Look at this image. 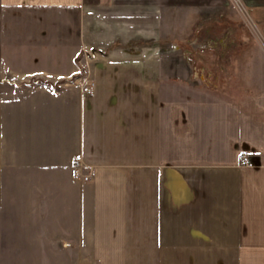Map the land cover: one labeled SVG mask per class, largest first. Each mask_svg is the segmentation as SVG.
<instances>
[{
  "label": "crops",
  "instance_id": "crops-1",
  "mask_svg": "<svg viewBox=\"0 0 264 264\" xmlns=\"http://www.w3.org/2000/svg\"><path fill=\"white\" fill-rule=\"evenodd\" d=\"M190 2L0 0V83H17L0 96V209L30 212L46 257L264 264V90L216 99L180 62L124 57L125 37L88 35L92 19L115 35H155L157 46L164 9ZM86 51L97 53L82 68ZM86 68L88 96L69 83ZM77 155L87 182L72 177Z\"/></svg>",
  "mask_w": 264,
  "mask_h": 264
},
{
  "label": "rangeland",
  "instance_id": "rangeland-1",
  "mask_svg": "<svg viewBox=\"0 0 264 264\" xmlns=\"http://www.w3.org/2000/svg\"><path fill=\"white\" fill-rule=\"evenodd\" d=\"M259 1L226 0L208 7L202 5L203 0H198V3L165 8L161 28L163 43H156L157 46L152 38L155 35L146 37L140 35L141 30L132 32L124 27L115 35L105 27L98 29L96 26L101 24L92 19L87 20V31L90 37L101 34L103 42L117 37L120 43L125 37L130 43L122 50L134 49L135 52L128 54L121 50L124 57L147 58L155 54L154 58L180 62L186 68L188 79L200 85L206 95L235 101L264 90V9L255 8ZM78 59L82 64L92 58L83 59L82 52ZM173 70L183 73L179 66H173ZM89 80L94 91V82L86 68L82 69L81 77L69 83L82 88ZM2 82L0 96L4 97L9 86L17 83ZM16 207L18 205L12 201L0 209V264H65L61 257L56 258L57 251L46 257L50 244L31 241V227L25 225L30 212L16 211ZM72 261L67 260V264Z\"/></svg>",
  "mask_w": 264,
  "mask_h": 264
},
{
  "label": "built area",
  "instance_id": "built-area-1",
  "mask_svg": "<svg viewBox=\"0 0 264 264\" xmlns=\"http://www.w3.org/2000/svg\"><path fill=\"white\" fill-rule=\"evenodd\" d=\"M125 52L129 54V53H134L135 50L130 49V50H125ZM91 53H92L91 51L83 52V58L84 59L87 58V60H90L92 56L95 54L94 52L93 54ZM80 91L86 96L91 95L93 92V83L91 81L88 82V84H85L84 86H82V88L80 87ZM240 161L242 162V166L250 165L248 159L243 154H240ZM71 174L73 178H76L83 182H87L90 180V177H91L90 168L84 163L81 155H77L74 157L72 166H71Z\"/></svg>",
  "mask_w": 264,
  "mask_h": 264
}]
</instances>
